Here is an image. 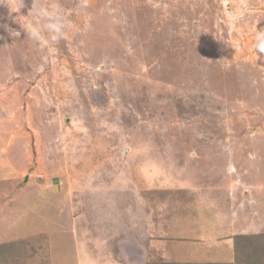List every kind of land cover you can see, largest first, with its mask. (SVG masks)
<instances>
[{
	"label": "rangeland",
	"instance_id": "374dc122",
	"mask_svg": "<svg viewBox=\"0 0 264 264\" xmlns=\"http://www.w3.org/2000/svg\"><path fill=\"white\" fill-rule=\"evenodd\" d=\"M32 3L0 0V264H262L264 0H61L57 44Z\"/></svg>",
	"mask_w": 264,
	"mask_h": 264
},
{
	"label": "clouds",
	"instance_id": "9594fccd",
	"mask_svg": "<svg viewBox=\"0 0 264 264\" xmlns=\"http://www.w3.org/2000/svg\"><path fill=\"white\" fill-rule=\"evenodd\" d=\"M29 12L33 15V20L23 28L26 36L34 42L57 44L65 38L67 30L74 27L61 0H50L46 5H40L33 0ZM254 46L258 53L264 54V29L256 31Z\"/></svg>",
	"mask_w": 264,
	"mask_h": 264
},
{
	"label": "crops",
	"instance_id": "0c3cea01",
	"mask_svg": "<svg viewBox=\"0 0 264 264\" xmlns=\"http://www.w3.org/2000/svg\"><path fill=\"white\" fill-rule=\"evenodd\" d=\"M8 205V203H7ZM48 207L50 208V205H48ZM8 208V207H7ZM47 210H44L43 213L41 215H38V216H41L39 218L38 221H40L41 223L38 224V227L36 228L35 226H32L34 223H33V219L34 220H37V217L38 216H35L33 214V212H28V213H21V215L18 216V219L16 220L14 226L12 228H10L9 232L13 235V238H16V241H23V240H26L28 238H32L33 236H35L36 234H39V233H43V234H46L48 236L52 235V234H59L61 235V231L59 230L61 227V225L59 226L58 224L55 226L54 223L52 221H50V213L48 214L47 213ZM36 211V210H35ZM28 215L30 216L28 218ZM28 218V219H27ZM0 219H3V218H0ZM0 221H6L8 222V225L9 223L11 222V220L9 219V217H5L4 220H0ZM41 225H44L41 226ZM56 231H59V232H56ZM16 233V237H14V234ZM2 235V234H0ZM6 241H11V240H5L2 238H0V243L1 242H6ZM146 246V245H145ZM146 249L145 250H148L147 247H145ZM143 250L144 252H141V259L143 260L142 261V264H147L148 263V259L149 257L151 258V261L149 264H184V261H182L181 263H177V262H172V256L175 254V253H170L169 254V257L168 258H162L160 259L158 257V254L160 253H156L157 251H145ZM54 260V263L57 264L58 263V258H53ZM204 261V262H202ZM230 262L228 263H225L224 261L220 262V261H213V260H196V264H229ZM235 264H237V262H235Z\"/></svg>",
	"mask_w": 264,
	"mask_h": 264
},
{
	"label": "trees",
	"instance_id": "16d2710c",
	"mask_svg": "<svg viewBox=\"0 0 264 264\" xmlns=\"http://www.w3.org/2000/svg\"><path fill=\"white\" fill-rule=\"evenodd\" d=\"M258 237V236H257ZM240 240L239 241H236L237 242V245L236 246H239V245H242V247L244 248V249H248V250H250L249 248H250V244L252 243V240L253 239H255V237H253V238H251L250 236H246V235H244V236H240V237H238ZM13 245H14V243H13V241H6V242H1L0 243V249H4V248H7V250H8V248H10V247H13ZM1 251V250H0ZM244 251V250H243ZM7 252H5V254H6ZM5 254H1V256L3 257V258H5ZM262 264H264V259H263V261H262Z\"/></svg>",
	"mask_w": 264,
	"mask_h": 264
}]
</instances>
